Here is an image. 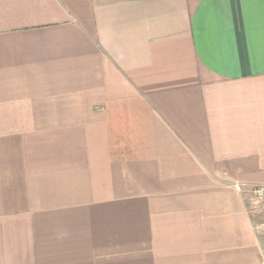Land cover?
Wrapping results in <instances>:
<instances>
[{
    "label": "crops",
    "instance_id": "obj_1",
    "mask_svg": "<svg viewBox=\"0 0 264 264\" xmlns=\"http://www.w3.org/2000/svg\"><path fill=\"white\" fill-rule=\"evenodd\" d=\"M264 0H0V264H264Z\"/></svg>",
    "mask_w": 264,
    "mask_h": 264
},
{
    "label": "built area",
    "instance_id": "obj_2",
    "mask_svg": "<svg viewBox=\"0 0 264 264\" xmlns=\"http://www.w3.org/2000/svg\"><path fill=\"white\" fill-rule=\"evenodd\" d=\"M235 189L242 192L244 197L252 204V211L264 210V184L245 185L239 181L233 183ZM255 230L257 234H264V219L256 221Z\"/></svg>",
    "mask_w": 264,
    "mask_h": 264
},
{
    "label": "rangeland",
    "instance_id": "obj_3",
    "mask_svg": "<svg viewBox=\"0 0 264 264\" xmlns=\"http://www.w3.org/2000/svg\"><path fill=\"white\" fill-rule=\"evenodd\" d=\"M250 212H252L251 208L249 209Z\"/></svg>",
    "mask_w": 264,
    "mask_h": 264
}]
</instances>
